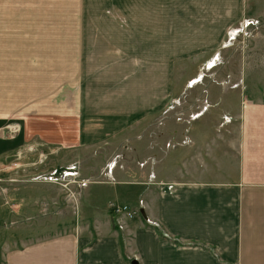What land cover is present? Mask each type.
I'll return each mask as SVG.
<instances>
[{
	"label": "rangeland",
	"instance_id": "rangeland-1",
	"mask_svg": "<svg viewBox=\"0 0 264 264\" xmlns=\"http://www.w3.org/2000/svg\"><path fill=\"white\" fill-rule=\"evenodd\" d=\"M196 1L0 0L2 59L11 54L0 62L1 264L15 240L30 243L28 233L68 232L78 264H125L113 235L92 243L85 222L106 229L107 218L112 228L135 219L136 204L151 203L152 187L179 184L182 152L198 155V139L263 104L264 0H248L247 10L227 0L218 28L187 39L189 30L175 24L193 6L200 10ZM208 1L212 9L222 0ZM170 69L166 101L141 115L137 94L148 104L153 78ZM97 123L106 127L98 135ZM125 123L128 137L105 141ZM159 163L167 181L155 175ZM250 208L248 215L264 213L261 204ZM151 219L158 233H123L129 264L136 256L141 264H264L263 232L178 236Z\"/></svg>",
	"mask_w": 264,
	"mask_h": 264
},
{
	"label": "crops",
	"instance_id": "crops-1",
	"mask_svg": "<svg viewBox=\"0 0 264 264\" xmlns=\"http://www.w3.org/2000/svg\"><path fill=\"white\" fill-rule=\"evenodd\" d=\"M241 1L242 7L247 10L248 0ZM231 2L222 0L210 9L208 0H197L195 6L200 10H195L193 6L191 14H186L179 22H176L175 26L177 30H189V33L191 31L190 35L188 33L187 39L191 38L194 33L218 28L216 23L221 17L219 13L225 11L224 5L231 8ZM172 13L173 8L170 7L169 14ZM4 29L9 31L7 28ZM193 40H199V38L195 37ZM7 56L11 60V54L7 53ZM7 56L3 54L2 59L0 41V62L9 61ZM171 71L172 69L166 73L163 70L156 72L157 76L153 78V83L156 85L151 87L153 92L148 97V104L144 102V94H137L139 101L135 105L139 106L141 115L145 114V110L158 109L164 104L165 96L172 89L174 81L172 75L168 74ZM141 92L144 93L143 89ZM246 114V117L232 118L230 123L224 122L222 124L223 131L217 135H212L211 138L210 136L204 137V142H202L203 139L201 141L198 139V155L182 152L181 160L183 162L177 165L179 177L175 179L179 184H176L172 191L159 189L157 186L152 187V191L149 192L152 199L151 203L136 204L138 212L135 219L126 220L125 225L123 222L119 225L115 220L121 229L119 227L112 228L108 224V218L106 219L108 225H106V229L103 228V225H98L97 229L94 226L95 222L86 221L84 227L88 241L94 243L97 235L102 233L112 234L117 257L125 264H129L128 258L124 259L128 255L122 248L123 233H142V235L144 233H158L156 230L158 227L156 226L155 229V226L150 223L151 218L156 224H159V230L162 233H175L174 235L178 236L183 233H264V213L257 215L256 212L259 211L255 210L254 213L248 215L251 205L252 207L256 204L264 206V102ZM76 121H74L75 129L78 127ZM127 124L122 125L125 127L121 133L114 135L112 131L105 133L104 135L108 137L105 141L117 140L124 135L128 137ZM93 129L94 134L98 135L106 127L104 128L101 123H97ZM42 131L44 130L42 129ZM77 131L79 130L77 129ZM172 131V129L169 131V138L173 137ZM193 147L195 148V145ZM154 172L157 179L159 177L166 180L163 164L159 163ZM224 174L226 175L223 176ZM231 194H236V196L232 197ZM247 194H250L251 197L247 198ZM8 198H10L9 195ZM111 201H107L106 205ZM101 215L96 214L97 221L101 219ZM142 217L148 219L143 220ZM259 219H261L260 222ZM46 221H44V225H46ZM181 238L182 241L186 242L191 240L203 241L201 237L183 235ZM74 239L73 234L69 232L65 235L62 233L53 236L50 233L48 235L28 233L25 242L28 243L29 241V244L22 245L15 240L12 249L9 245L7 251L6 249L3 250V253H8V260L2 264H72V259L74 264H78L80 249L75 245ZM138 242L143 245L145 243L139 237ZM84 244L81 248L87 250L90 243L86 240ZM212 244L218 247V244ZM206 253L215 258L211 252ZM133 259L136 260L137 264H141V260L137 256L131 259V264H133Z\"/></svg>",
	"mask_w": 264,
	"mask_h": 264
},
{
	"label": "water",
	"instance_id": "water-1",
	"mask_svg": "<svg viewBox=\"0 0 264 264\" xmlns=\"http://www.w3.org/2000/svg\"><path fill=\"white\" fill-rule=\"evenodd\" d=\"M132 263H133V264H137L135 259H133Z\"/></svg>",
	"mask_w": 264,
	"mask_h": 264
},
{
	"label": "built area",
	"instance_id": "built-area-1",
	"mask_svg": "<svg viewBox=\"0 0 264 264\" xmlns=\"http://www.w3.org/2000/svg\"><path fill=\"white\" fill-rule=\"evenodd\" d=\"M120 207V206H119ZM124 208V207H123ZM117 210H118V208H117ZM126 211V210H125ZM147 219V218H146Z\"/></svg>",
	"mask_w": 264,
	"mask_h": 264
}]
</instances>
